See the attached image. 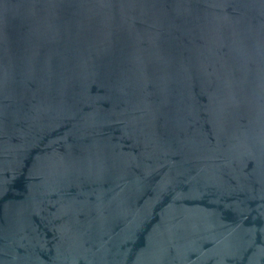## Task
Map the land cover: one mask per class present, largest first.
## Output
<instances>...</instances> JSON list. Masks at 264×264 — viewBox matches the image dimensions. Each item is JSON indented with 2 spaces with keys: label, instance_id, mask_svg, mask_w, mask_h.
Wrapping results in <instances>:
<instances>
[{
  "label": "water",
  "instance_id": "1",
  "mask_svg": "<svg viewBox=\"0 0 264 264\" xmlns=\"http://www.w3.org/2000/svg\"><path fill=\"white\" fill-rule=\"evenodd\" d=\"M0 264H264V0H0Z\"/></svg>",
  "mask_w": 264,
  "mask_h": 264
}]
</instances>
